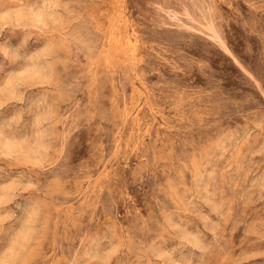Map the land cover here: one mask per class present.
<instances>
[{
  "label": "rangeland",
  "instance_id": "rangeland-1",
  "mask_svg": "<svg viewBox=\"0 0 264 264\" xmlns=\"http://www.w3.org/2000/svg\"><path fill=\"white\" fill-rule=\"evenodd\" d=\"M0 264H264V0H0Z\"/></svg>",
  "mask_w": 264,
  "mask_h": 264
}]
</instances>
